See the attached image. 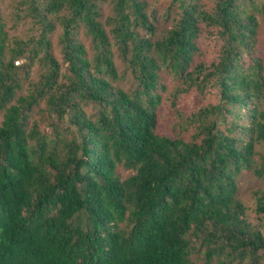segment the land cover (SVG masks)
Instances as JSON below:
<instances>
[{
	"label": "trees",
	"instance_id": "trees-1",
	"mask_svg": "<svg viewBox=\"0 0 264 264\" xmlns=\"http://www.w3.org/2000/svg\"><path fill=\"white\" fill-rule=\"evenodd\" d=\"M213 2L207 11L170 0L175 20L155 40L145 0H109L103 23L96 0H15L10 29L28 22L25 39L9 37L0 10V264L264 259V187L252 192L257 223L237 196L242 171L264 179V0ZM201 27L219 46L214 62L194 66ZM113 49L133 78L129 91L113 84ZM163 71L178 82L172 107L179 94L215 88L216 101L189 116L187 140L155 131ZM35 109L48 132L30 120ZM119 164L134 174L121 179Z\"/></svg>",
	"mask_w": 264,
	"mask_h": 264
},
{
	"label": "rangeland",
	"instance_id": "rangeland-1",
	"mask_svg": "<svg viewBox=\"0 0 264 264\" xmlns=\"http://www.w3.org/2000/svg\"><path fill=\"white\" fill-rule=\"evenodd\" d=\"M15 0H0V10L4 15V22L6 23L8 35L16 38H27L32 34L30 30V24L28 22L22 23L19 26H15L14 29H10L11 25V12H12V2ZM17 1V0H16ZM149 5L148 12L152 11L155 13V20L152 22L155 28V34L152 40L160 39L164 32L169 29L175 20V9L170 10L167 6L170 4V0H145ZM200 5L204 10L211 11L214 7L213 0H199ZM96 4L99 6L100 19L103 23L105 19L112 15V5L109 0H96ZM258 19V29L256 37V51L257 56L261 57L264 61V16H256ZM106 31L108 27L106 26ZM59 30L56 31L51 36V48L54 57L62 63L58 36ZM143 35V34H142ZM211 33H207L204 27H201V32L196 41V47L198 49L197 54L194 56V66L199 64H210L216 60L217 50L219 46L218 40L211 36ZM77 40L87 49L89 43L87 38L83 34V30L78 31ZM113 59L118 72V80L113 82L114 85L129 91L133 88L134 81L131 76L130 71L126 68L125 63L118 57L117 51L113 49ZM65 66L62 67L64 70ZM40 71L34 70L30 75V81H35L37 75ZM161 81L166 86V91L161 93L162 99L158 106V125L156 128V133L163 134L169 137L178 136L184 140H187L194 131L193 126H188V119L191 114H193L198 108L204 106L206 103H214L216 101V92L213 86H207L202 94L198 93L196 90L191 89L187 93L179 94L174 107L170 105V98L168 96V91H170L178 82L175 81L167 71H163L159 75ZM28 86L24 83L21 94H25ZM42 107V103H40ZM89 108H86V112H90ZM31 121L37 122L41 129L45 132L49 131V127L46 125L47 120L45 118V113L43 111L35 109L29 115ZM2 116H0V120ZM117 173L120 178L125 180L134 174L131 170L123 169L119 164L116 166ZM237 196L242 204L245 206V216L248 221L252 223H257L258 218L253 212L254 199L252 192L256 189L264 187V179L259 180L255 177L252 171H242L237 177ZM260 220L264 221V217ZM191 264H204L201 253H193L190 255ZM209 264H219L214 258ZM259 264H264V259L260 261Z\"/></svg>",
	"mask_w": 264,
	"mask_h": 264
}]
</instances>
